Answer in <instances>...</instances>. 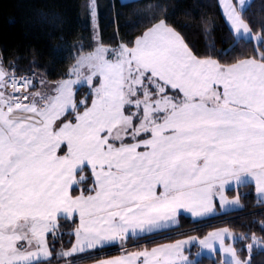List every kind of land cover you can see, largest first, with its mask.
Returning a JSON list of instances; mask_svg holds the SVG:
<instances>
[{
	"label": "snow or ice",
	"instance_id": "1",
	"mask_svg": "<svg viewBox=\"0 0 264 264\" xmlns=\"http://www.w3.org/2000/svg\"><path fill=\"white\" fill-rule=\"evenodd\" d=\"M225 15L237 32L249 33L235 6L227 4ZM257 39L253 58L222 64L197 58L160 21L111 56L103 47L80 56L75 79L30 100L14 93L31 78L17 84L0 67V264H41L50 255L47 235L75 214L83 251L170 227L179 209L201 217L217 196L223 207L232 182L250 179L264 196V37ZM82 81L91 88L90 106L74 99ZM89 170L91 186L81 188ZM229 235L212 233L200 244L212 250L219 241L232 264H244L226 246ZM187 243L102 264H135L141 256V264H175V256L196 264L181 253Z\"/></svg>",
	"mask_w": 264,
	"mask_h": 264
},
{
	"label": "trees",
	"instance_id": "2",
	"mask_svg": "<svg viewBox=\"0 0 264 264\" xmlns=\"http://www.w3.org/2000/svg\"><path fill=\"white\" fill-rule=\"evenodd\" d=\"M95 4L99 42L107 47L132 46L145 31L164 21L182 36L198 58L231 64L253 58L261 48L260 40L234 37L217 0H95ZM241 18L253 34L264 37V0H251L241 11ZM94 47L88 0H0L1 65L4 70L13 65L19 75L32 73L35 88L43 82L44 87L51 88L70 77L77 59L92 52ZM74 99L89 106V89L78 88ZM81 175L84 180L80 187H90L89 172ZM225 194L228 198L236 197L240 209L198 221L180 214L175 226L143 237H130L124 242L123 250L148 249L192 235L197 241L188 249V257L193 260L199 248L198 240L211 230L224 227L233 236L231 243L239 260L244 262L250 253L248 264H264V202L257 201L255 188L248 183L227 189ZM214 204L217 208L216 200ZM76 226L75 217L58 221L55 236L47 235L50 256L41 264H88L123 252L98 255L103 250H95L92 254L59 255L72 248ZM194 261L196 264L221 262L218 254L200 255Z\"/></svg>",
	"mask_w": 264,
	"mask_h": 264
},
{
	"label": "crops",
	"instance_id": "3",
	"mask_svg": "<svg viewBox=\"0 0 264 264\" xmlns=\"http://www.w3.org/2000/svg\"><path fill=\"white\" fill-rule=\"evenodd\" d=\"M121 1H128V0H121ZM90 5V4H89ZM92 8H94V10L96 11V4H93V6H91L90 5V10H92ZM91 20H92V16H91ZM159 23V22H158ZM157 24V23H156ZM155 25H153L152 27H154ZM151 27V28H152ZM150 29V28H149ZM148 29V30H149ZM147 30V31H148ZM146 32V31H145ZM144 32V33H145ZM143 33V34H144ZM142 34V35H143ZM141 35V36H142ZM141 36H139V37H141ZM258 41V39H256V42ZM133 45H134V43H133ZM132 45V46H133ZM97 47H102V45H100V46H97V44H95V48H94V50L92 51V52H94L96 49H97ZM104 49H106L107 51H106V53H105V55L106 56H111V54H112V52H113V50H118L119 49V46H117V47H115V48H111V47H107V46H104L103 47ZM108 48V49H107ZM91 53V52H90ZM89 54V53H88ZM88 54H86V55H88ZM85 55V56H86ZM198 58V57H197ZM200 59H208V58H200ZM0 67H2V65H1V62H0ZM3 68V67H2ZM69 78H71V79H75L76 77L74 76V75H70V77H68V78H66V79H69ZM65 80V79H64ZM59 83V82H58ZM96 84V79L94 78V80H93V85H95ZM54 87H55V85H51V88H50V90L51 89H54ZM80 87H87L88 89H89V92L91 93V88L90 87H88V86H86V82H84V81H82L81 82V84H79V85H77L75 88H74V93H76V90L78 89V88H80ZM33 92H38V90H37V88H35V90H33L29 95H28V97H29V100L30 99H32V93ZM48 92V91H47ZM75 96V95H74ZM36 99L38 100L39 99V97H36ZM29 100H23V101H21L23 104H27V103H29ZM91 105V102H90V104H89V106ZM89 172V174H90V176H91V181H92V179H93V177H92V174H91V172H90V170L88 171ZM252 184L253 186H254V188H255V184H254V182H252L250 179H248L247 180V182H245V183H242V184H236L235 182H232L230 185H226L225 186V189H224V195L226 196V194H225V192H226V190L227 189H231V188H236V187H238V186H240V185H243V184ZM255 194H257L256 192H255ZM262 198H263V200H262V202H264V196H261ZM226 198H227V203H225V205L223 206V207H221V202H220V200H219V197L217 196L214 200H216L217 201V203H218V206H217V208H215L214 207V210L212 211V212H210V213H207V214H205V215H203V216H201V217H198V218H196L197 220L196 221H198V220H204V219H208V218H210V217H213L214 215H216V214H223V213H226V212H230V211H236V210H238V209H240V204H236V203H232V202H234L233 200H234V198H228L227 196H226ZM213 203H214V201H213ZM182 213H186L187 214V212H182ZM182 213H180V212H178L177 211V217L176 218H178V216L180 215V214H182ZM75 218L77 219V226H76V229H75V231H74V234H75V236H74V243L73 244H78L77 243V235H76V230H77V228L79 227V215L78 214H75ZM177 221V220H176ZM168 228H170V227H166V228H162V229H159V230H156V231H154L153 233H156V232H159V231H162V230H165V229H168ZM226 228H224V227H219V228H215V229H213V230H211L210 232H208L205 236H203L202 238H200L199 240H198V242H199V248H198V251H197V253L196 254H199V256L200 255H206V256H213V255H215V254H218L219 255V257H220V260H225L226 262H227V264H232V257H231V255H229V254H226V253H223L222 251H220V249H219V241H215V240H213V241H211L212 242V244H213V249L212 250H210V249H207V248H204V247H202L201 246V244H200V241L201 240H204V239H206V238H209L210 237V234H212V233H217V232H222L223 230H225ZM228 233L230 234L229 236H226L225 237V244H226V246L227 245H231L232 246V243H231V241H232V239H233V236H232V234L228 231ZM149 234H152V233H140L139 232V230H137V234L135 235V236H133L131 233H129L128 234V236H127V238L124 240V241H120L119 239L116 241V242H112V243H106L104 246H100V245H97L96 247H94V248H87V247H85V249L82 251V252H77V253H75V254H79V253H85V252H89V251H95V250H100V251H102V252H100V253H98V255H104V254H106L107 252H109V253H111V252H114V251H116V250H122V249H126L124 246H123V244H124V242L128 239V238H136V237H143V236H146V235H149ZM186 237V236H185ZM185 237H182V238H179V240L180 239H184ZM175 240H177V239H175ZM175 240H172V241H169V242H167V243H159V244H157V245H155V246H153V247H150V248H148V249H144V248H141V249H134V250H130V251H124L123 250V252H121V253H118V254H116V255H112V256H107V257H103V258H100V259H98V260H95V261H93V262H90V263H88V264H102V262H107V261H110V260H114V259H124L125 261H127L128 260V258H129V256L131 255V254H133V253H137V252H144V251H148V252H151L152 251V249H155V248H161L162 246H165V245H174V244H176V242L177 241H175ZM193 243H196V241H194V242H191V244H193ZM48 244V243H47ZM80 245H82V244H80ZM187 245L188 244H186V246L185 247H187ZM83 246V245H82ZM111 247H116V249H114V248H111ZM184 247V248H185ZM233 247V246H232ZM49 247L47 246V249H48ZM111 248V249H110ZM110 249V250H109ZM234 249V248H233ZM182 251H185V249H182ZM93 256V255H92ZM196 256V255H195ZM49 258V257H48ZM47 258V259H48ZM143 256H141V257H139V259H137L136 261H135V264H141V262L143 261ZM238 259V258H237ZM43 260H46V259H43ZM43 260H41V261H43ZM180 260H178V261H175V264H177L178 262H179Z\"/></svg>",
	"mask_w": 264,
	"mask_h": 264
},
{
	"label": "rangeland",
	"instance_id": "4",
	"mask_svg": "<svg viewBox=\"0 0 264 264\" xmlns=\"http://www.w3.org/2000/svg\"><path fill=\"white\" fill-rule=\"evenodd\" d=\"M218 1V4H219V7H220V10H221V13H222V15H223V17H224V20H225V22H226V24H227V26L230 28V30H231V32L233 33V35H234V37L236 38V39H239V38H243V39H248L249 38V36L251 37V39L252 40H254V41H256V39H257V37L258 36H256L255 34H253L252 32H251V30L249 29V33H244L243 32V29H241L240 30V32H237L236 31V29L235 28H233L232 26H231V23L227 20V16L225 15V10H226V5L227 4H232L233 6H235L236 8H237V11L239 12V14L241 15V11L245 8V7H247V5L250 3V1L251 0H244V3L243 4H241L240 2H239V0H217ZM88 2H89V4L91 5V6H93V4H95V0H88ZM92 9H94V8H92ZM95 11V10H94ZM242 19V18H241ZM244 22V21H243ZM92 35H93V40H94V43L95 44H97V46H100L101 44H100V42H99V28H98V20H97V13H96V11H95V17L94 18H92ZM105 45H102V47H104ZM95 48V47H94ZM108 49V48H107ZM76 65V64H75ZM74 65V66H75ZM44 83V82H43ZM43 83H41L40 85H39V87L37 88V90H38V92H47V91H49L50 90V87H44V86H46V84H43ZM43 85V86H42ZM256 198H257V201L258 202H262V200H263V198L261 197V196H259L258 194H256ZM233 201H236V204H239V201H238V199L235 197L234 198V200ZM233 203V202H232ZM213 205H214V207L216 208V206H215V204L213 203ZM214 207H213V210H214ZM178 212H180V213H182V212H187V211H185L184 209H179L178 210ZM183 215H185V216H187V217H189L191 220H197L196 218H198V217H193L192 216V214L190 213V212H187V214L186 213H182ZM176 217H177V215H176ZM175 217V219L176 220H178V218H176ZM179 217V216H178ZM176 223H177V221H176ZM176 223L175 224H172L171 226H170V228L171 227H173V226H175L176 225ZM175 241H180V242H184V241H189L190 243H187L188 245H187V247H185L186 246V244H183L182 245V248H181V253H182V255H184V256H188L189 254H188V249L190 248V246L192 245L191 244V242H194V241H197V239L195 238V237H193L192 235H186V237L184 238V239H177V240H175ZM167 242H169V241H166V242H162V243H167ZM176 242V243H177ZM48 243V242H47ZM78 243V242H77ZM194 244V243H193ZM47 246H48V244H47ZM80 247H82V245H80V244H73V246H72V248L69 250V251H67V252H70L71 253V255H74L75 253H77V252H82V251H80L79 249H80ZM185 247V248H184ZM76 249V251H73V249ZM85 249V248H84ZM182 249H185V251H182ZM48 251H49V248L47 249ZM94 251V250H93ZM93 251H89L88 253L89 254H92V252ZM122 251H123V249H122ZM125 251V250H124ZM50 256V255H49ZM70 255H68V257H69ZM198 256H199V254H196V256L194 257V259H193V261L194 260H196L197 258H198ZM65 257H67V256H65ZM48 258V257H47ZM47 258H44V259H47ZM189 258V257H188ZM174 259H175V261H178V260H180V257L179 256H175L174 257ZM249 259H250V253H247V256H246V258H245V261H244V264H248L249 263ZM43 260V259H42ZM191 260V259H190ZM177 264H181V260L177 263Z\"/></svg>",
	"mask_w": 264,
	"mask_h": 264
},
{
	"label": "built area",
	"instance_id": "5",
	"mask_svg": "<svg viewBox=\"0 0 264 264\" xmlns=\"http://www.w3.org/2000/svg\"><path fill=\"white\" fill-rule=\"evenodd\" d=\"M14 69V71H13ZM5 71L9 73V75L6 77V79L8 80H11L12 77H15V82L17 84H20L25 77H29L31 78L32 80V84L30 87H19L16 92L14 93V95H17V96H28L32 91L33 89L35 88V82H34V77H33V74L30 73V74H24V75H19L14 66L13 65H8L6 68H5ZM7 93L9 95H12L13 94V89L11 86H9L7 88Z\"/></svg>",
	"mask_w": 264,
	"mask_h": 264
}]
</instances>
